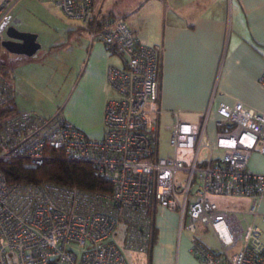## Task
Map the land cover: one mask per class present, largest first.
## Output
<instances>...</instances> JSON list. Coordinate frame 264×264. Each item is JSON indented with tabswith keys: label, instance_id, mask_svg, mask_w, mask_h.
Instances as JSON below:
<instances>
[{
	"label": "built area",
	"instance_id": "1",
	"mask_svg": "<svg viewBox=\"0 0 264 264\" xmlns=\"http://www.w3.org/2000/svg\"><path fill=\"white\" fill-rule=\"evenodd\" d=\"M16 1L0 2V23ZM48 1L79 21L91 43L100 41L122 56L125 67L108 68L115 96L107 101L104 135L97 139L62 110L50 116L28 110L4 114L14 87L0 72V164L84 163L112 191L10 181L0 168V264H128L130 252L150 250L157 208L178 213V237L184 229L192 234L191 252L202 264H264V213L258 209L264 173L250 168L254 153L264 156V114L241 102L221 103L212 140L210 106L200 123L171 112L168 149L161 154V50L141 43L122 17L103 19L95 0ZM259 79L264 86V70ZM181 150H192V156ZM182 171L187 174L180 181ZM215 196L250 202L231 210ZM200 229L211 232L218 246L206 244Z\"/></svg>",
	"mask_w": 264,
	"mask_h": 264
},
{
	"label": "crops",
	"instance_id": "2",
	"mask_svg": "<svg viewBox=\"0 0 264 264\" xmlns=\"http://www.w3.org/2000/svg\"><path fill=\"white\" fill-rule=\"evenodd\" d=\"M101 14L122 17L141 43L161 50L159 105L163 113L158 130L163 118L170 120L165 128L174 123L171 112L182 121L200 123L210 106L208 135L213 140L219 104L241 102L264 114V86L259 79L264 70V0H140L123 13ZM68 23L66 39L53 40L45 49L48 55H69L66 67L74 75L67 83V93L55 107L39 106L48 114L23 110L44 116L62 110L90 137L102 138L105 107L115 96L108 84V68H123L125 63L102 42L91 43L79 21ZM13 87L16 103L19 88ZM250 168L264 173V156L254 153ZM249 202L246 199L247 207ZM258 209L264 213V200ZM178 222L177 212L157 208L150 250L130 252L128 264H202L191 252V239L178 237Z\"/></svg>",
	"mask_w": 264,
	"mask_h": 264
},
{
	"label": "rangeland",
	"instance_id": "3",
	"mask_svg": "<svg viewBox=\"0 0 264 264\" xmlns=\"http://www.w3.org/2000/svg\"><path fill=\"white\" fill-rule=\"evenodd\" d=\"M2 0H0L1 2ZM97 7L103 14L111 11L117 14L123 13L133 4L140 0H96ZM70 19L57 9L48 0H17L0 23V64L5 71V75L12 84L19 88L17 102H11V106L18 109H37L42 114H48L40 105L45 107H55L67 93V83L74 75V70L66 67L65 53L46 54V46L53 40H58L68 32L71 25ZM9 27H15L19 31L32 32L37 34L38 41L42 45L41 49L33 56L28 57L8 52L2 41L6 37ZM76 29V27H74ZM87 32V31H85ZM89 36V35H88ZM36 62L41 63V66ZM38 107V108H37ZM170 123L169 119H162L160 130V150L164 154L168 149L169 131L165 125ZM192 150H181L180 154L186 158L192 156ZM205 150L201 157H204ZM186 172L178 173L180 181L185 179ZM214 200L222 207L231 210H241L247 207L246 199L228 196H215ZM168 221V219L166 220ZM199 227L200 224H199ZM264 239V224H260ZM189 240L193 237L186 229L181 233ZM198 236L209 246L217 247L218 244L210 232L199 230ZM132 264V263H131Z\"/></svg>",
	"mask_w": 264,
	"mask_h": 264
},
{
	"label": "trees",
	"instance_id": "4",
	"mask_svg": "<svg viewBox=\"0 0 264 264\" xmlns=\"http://www.w3.org/2000/svg\"><path fill=\"white\" fill-rule=\"evenodd\" d=\"M102 15V14H101ZM102 18L104 19L103 15ZM0 72L5 74L1 67ZM18 109L10 105L4 114H10ZM0 168L10 181L20 182H44L51 181L58 184L76 186L83 190H96L103 192L112 191V185L100 177L94 175L93 168L84 163L66 162L55 159L42 165L31 167L24 161L14 160L0 164ZM154 240V229H153ZM152 240V243H153Z\"/></svg>",
	"mask_w": 264,
	"mask_h": 264
},
{
	"label": "water",
	"instance_id": "5",
	"mask_svg": "<svg viewBox=\"0 0 264 264\" xmlns=\"http://www.w3.org/2000/svg\"><path fill=\"white\" fill-rule=\"evenodd\" d=\"M2 46L13 54L33 56L40 49L41 44L37 41V34L9 27Z\"/></svg>",
	"mask_w": 264,
	"mask_h": 264
}]
</instances>
